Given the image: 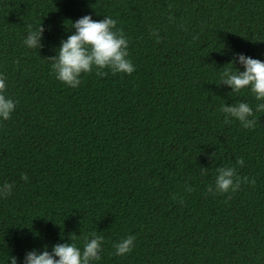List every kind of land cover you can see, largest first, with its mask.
<instances>
[{"label":"trees","instance_id":"trees-1","mask_svg":"<svg viewBox=\"0 0 264 264\" xmlns=\"http://www.w3.org/2000/svg\"><path fill=\"white\" fill-rule=\"evenodd\" d=\"M84 15L117 21L131 75L94 70L76 88L55 78L46 58ZM40 23L43 46L29 49ZM237 54L264 61V0H0V75L16 102L0 119V185L13 184L0 198V264L82 249L93 232L104 238L93 264H264V112L250 90L219 84ZM239 102L254 129L224 123L221 106ZM232 166L255 185L207 193ZM129 235L133 250L115 255Z\"/></svg>","mask_w":264,"mask_h":264},{"label":"clouds","instance_id":"clouds-1","mask_svg":"<svg viewBox=\"0 0 264 264\" xmlns=\"http://www.w3.org/2000/svg\"><path fill=\"white\" fill-rule=\"evenodd\" d=\"M171 7V5H169ZM169 19H172L170 16ZM117 21L111 17H104L101 20H93L90 15H84L71 22V29H74L66 40L60 42L57 54L46 58L51 62V70L55 78L71 88L78 87L82 81L83 74L92 73L98 77H105L109 70L113 75L123 73L131 75L136 69L129 59V40L121 29L116 28ZM45 31L42 23L35 29L29 25L28 35L24 44L29 49L42 48V34ZM159 43L161 37L158 30L151 32ZM197 39V37H193ZM19 63V61H17ZM233 63H239L243 71L234 68ZM228 64L231 67L225 68L220 76V83L231 88V92L240 93L245 89L250 90L255 100L261 101L256 105V112H264V61L254 59L244 54H237L233 62ZM6 78L0 75V119L9 120L15 111L16 102L6 95ZM220 111L224 114V123H231V119L237 120L243 128L254 129L258 123V117L254 115L253 107L246 102H239L231 105H222ZM214 156V153L211 154ZM237 165L243 166V158L236 161ZM202 171L207 172L206 168ZM21 180L27 182V174L21 175ZM241 183L255 185V180L249 181L248 177L237 175L236 168L218 167L214 186H207L209 194L234 193L239 190ZM13 184L3 183L0 185V198H7L11 195ZM186 191L193 189L188 186ZM231 199V196L228 197ZM72 240L76 235L71 236ZM136 237L129 235L113 245L115 255L124 256L129 254L135 247ZM103 236L95 232L84 238L83 248L75 243H57L52 246L51 251L44 250L26 252L23 264H93L101 259L103 251ZM9 264H17L16 257H10Z\"/></svg>","mask_w":264,"mask_h":264}]
</instances>
